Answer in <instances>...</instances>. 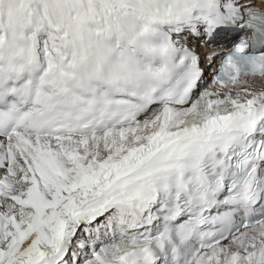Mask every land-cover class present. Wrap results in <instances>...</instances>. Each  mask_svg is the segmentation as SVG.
Segmentation results:
<instances>
[{
	"label": "snow or ice",
	"instance_id": "snow-or-ice-1",
	"mask_svg": "<svg viewBox=\"0 0 264 264\" xmlns=\"http://www.w3.org/2000/svg\"><path fill=\"white\" fill-rule=\"evenodd\" d=\"M0 264H264V0H0Z\"/></svg>",
	"mask_w": 264,
	"mask_h": 264
}]
</instances>
